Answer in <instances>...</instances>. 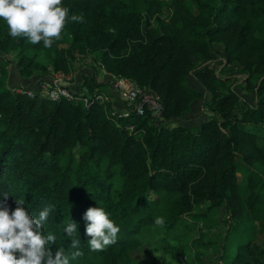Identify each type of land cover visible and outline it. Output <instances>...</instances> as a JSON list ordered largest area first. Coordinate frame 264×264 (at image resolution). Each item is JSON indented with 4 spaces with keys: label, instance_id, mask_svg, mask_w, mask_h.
<instances>
[{
    "label": "trees",
    "instance_id": "obj_1",
    "mask_svg": "<svg viewBox=\"0 0 264 264\" xmlns=\"http://www.w3.org/2000/svg\"><path fill=\"white\" fill-rule=\"evenodd\" d=\"M62 4L69 20L51 48L12 38L0 19V64L13 65L22 81L52 70L69 74L82 55L95 53L100 67L154 92L163 104L161 119L150 113L111 117L122 106L118 97L87 108L82 101L15 93L9 83L2 87L8 73L0 67V196L9 194L11 209L24 200L34 217L50 207L44 232L56 237L50 249L63 248L69 264H139L132 252L144 245L147 226L162 242L154 246L158 256L183 261L190 220L209 230L226 226L223 264H264V244L257 240L264 234V0ZM73 14L83 22L71 21ZM217 43L223 66L238 64L242 82L240 75L218 73ZM94 71L72 88L88 94L112 89ZM239 84L254 93V103L236 90ZM193 115L201 117L198 125L183 122ZM98 206L120 231L114 244L92 252L83 216ZM71 220L77 232L69 237ZM205 234L201 229L192 243L215 246ZM74 239L78 248L71 246ZM75 251L82 255L72 259Z\"/></svg>",
    "mask_w": 264,
    "mask_h": 264
},
{
    "label": "clouds",
    "instance_id": "obj_2",
    "mask_svg": "<svg viewBox=\"0 0 264 264\" xmlns=\"http://www.w3.org/2000/svg\"><path fill=\"white\" fill-rule=\"evenodd\" d=\"M0 19L7 26L12 38H25L36 45L43 42L44 48H51L53 42L62 38L69 20V9L62 0H0ZM73 22H83L82 15L73 14ZM9 194L0 196V264H69V257L63 248L53 252L50 244L56 237L46 235L44 224L48 219L50 207H45L37 217L25 208L24 200L17 199L15 208L7 204ZM85 234L90 251L101 252L114 244L120 231L103 207H89L84 213ZM163 217H157L155 224L163 227ZM77 232V225L71 220L65 233L71 237ZM79 240H72V248H78ZM75 251L72 259L81 256Z\"/></svg>",
    "mask_w": 264,
    "mask_h": 264
},
{
    "label": "rangeland",
    "instance_id": "obj_3",
    "mask_svg": "<svg viewBox=\"0 0 264 264\" xmlns=\"http://www.w3.org/2000/svg\"><path fill=\"white\" fill-rule=\"evenodd\" d=\"M167 14V12H165ZM164 15H162L163 17ZM157 22V20H156ZM259 35L264 36V31L260 33ZM214 53L218 57L219 63L217 64L218 67V73L225 72V75H240V82L243 80V76L241 75V67L234 63L231 65H225L226 61H221L225 57L224 51H223V46L220 43H217L214 45ZM14 58V56H13ZM0 67L5 73V71L10 74V71L14 69L13 65L11 64H0ZM83 69V70H82ZM97 69V72L100 77H102V80H105V77L103 76V71L100 67L99 64V58L96 56L95 53L88 52L85 55H82L74 64L72 71L75 74L74 80L76 83H80L83 79L81 78L83 76V73L85 71H93ZM224 69V70H223ZM223 70V71H222ZM220 71V72H219ZM8 75H4L1 79L3 81V86H7L9 83V77ZM189 83L190 84H195L196 81L189 78ZM236 90L243 95L244 97L248 98L251 102H255V96L254 93H249L246 90H244L240 84L236 85ZM106 92L111 94L110 87L107 86ZM105 92V93H106ZM197 115L193 116H187L186 118L184 117L183 122L184 123H191L194 124L196 122H199L197 118L195 117ZM204 116V115H203ZM179 122V121H175ZM174 125V124H172ZM198 125V124H194ZM263 143V142H262ZM239 179H242V173H238ZM206 207V205H202L201 209L203 210ZM190 225H191V230L189 231V246L190 249L185 253L183 257V261L179 260L176 256L170 255L169 253H165V258L158 256L157 253H155L154 246H161V241L158 238V236L155 234L154 230L152 227L147 226L142 230V237L145 238V243L143 246H141L138 250L132 252V256L136 258L137 262L139 264H223L221 261V254H222V249H221V240L224 237L226 233V226L221 225L212 228L211 230L204 228L203 224L195 222L192 224V220H190ZM204 231L206 234L202 236V239H204L206 242L209 240L215 241L216 245L212 247H202L199 244L192 243L191 239L192 238H198L200 235V232ZM258 242L261 244H264V234H260L258 237Z\"/></svg>",
    "mask_w": 264,
    "mask_h": 264
},
{
    "label": "built area",
    "instance_id": "obj_4",
    "mask_svg": "<svg viewBox=\"0 0 264 264\" xmlns=\"http://www.w3.org/2000/svg\"><path fill=\"white\" fill-rule=\"evenodd\" d=\"M1 59L2 56L0 55V62ZM101 67L103 76L105 79H108L113 91L122 104L120 110H111L109 114L111 117L119 120L131 117L132 115L144 116L146 113H150L152 119H161L163 104L154 92L139 86L132 78L108 72L103 64H101ZM74 78L75 74L73 71L69 74H64L52 70L45 78L32 79V83L28 85H14L12 86V90L19 94L26 93L31 97L39 93L55 101L60 99L82 101L87 108L96 102L112 100L104 92L97 91L93 94H88L85 91H78L72 88L73 85L78 84ZM126 128L131 132L136 131L135 124H129Z\"/></svg>",
    "mask_w": 264,
    "mask_h": 264
},
{
    "label": "crops",
    "instance_id": "obj_5",
    "mask_svg": "<svg viewBox=\"0 0 264 264\" xmlns=\"http://www.w3.org/2000/svg\"><path fill=\"white\" fill-rule=\"evenodd\" d=\"M8 77H9V85L14 86V85H17V84H29V83L32 81V79H38L40 76L35 75V76H33V77L29 78V79H23V80L21 81V80H19V78L17 77L15 70L12 69V70L10 71V74L8 75ZM105 80H106V79H105ZM105 80L103 81V80H102V77L99 76V79H98L99 82H105ZM110 90H111V94H112V95L109 96V97H110L111 99H115V98L117 97V95L115 94V92H114L111 88H110Z\"/></svg>",
    "mask_w": 264,
    "mask_h": 264
}]
</instances>
